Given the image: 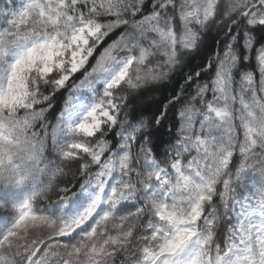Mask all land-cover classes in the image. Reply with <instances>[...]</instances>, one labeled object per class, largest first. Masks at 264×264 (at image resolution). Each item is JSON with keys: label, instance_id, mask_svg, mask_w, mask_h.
Wrapping results in <instances>:
<instances>
[{"label": "snow or ice", "instance_id": "obj_1", "mask_svg": "<svg viewBox=\"0 0 264 264\" xmlns=\"http://www.w3.org/2000/svg\"><path fill=\"white\" fill-rule=\"evenodd\" d=\"M0 264H264V0H0Z\"/></svg>", "mask_w": 264, "mask_h": 264}, {"label": "trees", "instance_id": "obj_2", "mask_svg": "<svg viewBox=\"0 0 264 264\" xmlns=\"http://www.w3.org/2000/svg\"><path fill=\"white\" fill-rule=\"evenodd\" d=\"M212 39L210 38L208 41V46L211 47ZM200 63V58H195L193 61H191L186 68V71H194L197 70V65ZM183 83V80L181 77H177L175 80H173L170 84L161 86L154 92L146 93L143 97L140 98V100H146L150 96L155 97V99H152L150 102H147V104L142 106V111L149 117H152L156 115L161 107L167 102V98L170 97L173 92L177 89V85ZM64 97L58 95L55 99V107L53 109L52 115L54 116L56 112L59 110L63 103ZM142 105V104H141Z\"/></svg>", "mask_w": 264, "mask_h": 264}, {"label": "rangeland", "instance_id": "obj_3", "mask_svg": "<svg viewBox=\"0 0 264 264\" xmlns=\"http://www.w3.org/2000/svg\"><path fill=\"white\" fill-rule=\"evenodd\" d=\"M152 99H155V97L150 96L149 98H147L146 100H140L142 106L147 104V102H150Z\"/></svg>", "mask_w": 264, "mask_h": 264}]
</instances>
